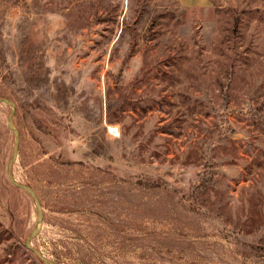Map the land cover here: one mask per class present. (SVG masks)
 Returning a JSON list of instances; mask_svg holds the SVG:
<instances>
[{"label": "rangeland", "instance_id": "rangeland-1", "mask_svg": "<svg viewBox=\"0 0 264 264\" xmlns=\"http://www.w3.org/2000/svg\"><path fill=\"white\" fill-rule=\"evenodd\" d=\"M0 97L47 257L264 264V0H0ZM11 109L0 262L45 264Z\"/></svg>", "mask_w": 264, "mask_h": 264}, {"label": "water", "instance_id": "water-1", "mask_svg": "<svg viewBox=\"0 0 264 264\" xmlns=\"http://www.w3.org/2000/svg\"><path fill=\"white\" fill-rule=\"evenodd\" d=\"M0 102L7 103V104L11 105V107H12L11 112L8 116V126L10 127V129H12V131L15 134L14 148H13L11 157H10L8 164H7L8 177H9L10 181L15 186L20 187L21 189L26 191L28 194H30L33 197V199L35 200V205H36L37 219H36L35 225L32 228L29 236L26 238V241H25L26 246L29 249H31L45 264H62V263H59V262L47 257L40 249H38L32 245V238L38 234V232L40 231L41 225H42V205H41L40 199H39L36 191L30 185L21 183L14 177L12 167H13V163H14L17 155H18L19 144H20L19 130L14 126V121H13L14 113L16 111V104L14 103L13 100H11L9 98H5V97H0Z\"/></svg>", "mask_w": 264, "mask_h": 264}, {"label": "crops", "instance_id": "crops-1", "mask_svg": "<svg viewBox=\"0 0 264 264\" xmlns=\"http://www.w3.org/2000/svg\"><path fill=\"white\" fill-rule=\"evenodd\" d=\"M182 6H206L211 0H177ZM0 264H13L10 261L0 262Z\"/></svg>", "mask_w": 264, "mask_h": 264}, {"label": "trees", "instance_id": "trees-1", "mask_svg": "<svg viewBox=\"0 0 264 264\" xmlns=\"http://www.w3.org/2000/svg\"><path fill=\"white\" fill-rule=\"evenodd\" d=\"M239 15L240 14H238V13L232 14V16H231L232 17V24L229 26V31H231L234 34H238V35L240 34L239 24L241 22Z\"/></svg>", "mask_w": 264, "mask_h": 264}, {"label": "bare ground", "instance_id": "bare-ground-1", "mask_svg": "<svg viewBox=\"0 0 264 264\" xmlns=\"http://www.w3.org/2000/svg\"><path fill=\"white\" fill-rule=\"evenodd\" d=\"M110 130H111L112 132H117V129H116L115 127H111Z\"/></svg>", "mask_w": 264, "mask_h": 264}]
</instances>
